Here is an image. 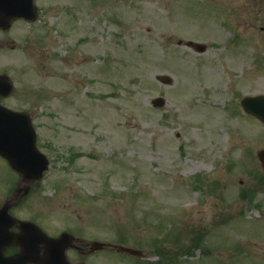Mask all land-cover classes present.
I'll list each match as a JSON object with an SVG mask.
<instances>
[{"label": "rangeland", "instance_id": "1", "mask_svg": "<svg viewBox=\"0 0 264 264\" xmlns=\"http://www.w3.org/2000/svg\"><path fill=\"white\" fill-rule=\"evenodd\" d=\"M37 3L39 19L0 31V72L16 88L4 102L56 143L46 226L122 238L144 261L264 264V125L240 103L264 93V0Z\"/></svg>", "mask_w": 264, "mask_h": 264}, {"label": "flooded vegetation", "instance_id": "2", "mask_svg": "<svg viewBox=\"0 0 264 264\" xmlns=\"http://www.w3.org/2000/svg\"><path fill=\"white\" fill-rule=\"evenodd\" d=\"M34 2L31 13L39 17L41 10L37 1ZM18 23L31 22L23 17H13L0 23V31L8 33ZM3 41L0 42V49H5L10 39ZM8 98L11 96H0V102L5 103ZM42 126L35 124L37 131ZM38 134V146L52 155L56 151L54 143L45 144L40 132ZM31 176L15 171L0 155V264H106L107 259H111L110 264L120 262L122 252L118 251L115 243L121 242L122 238H88L72 228L64 230L70 231L73 238H58L64 230L61 231L55 224L46 226V218L55 223L50 214L56 212L57 204L49 203L51 208L46 210L41 185L43 180ZM44 233L50 238H45ZM96 241L106 244L97 245Z\"/></svg>", "mask_w": 264, "mask_h": 264}, {"label": "water", "instance_id": "3", "mask_svg": "<svg viewBox=\"0 0 264 264\" xmlns=\"http://www.w3.org/2000/svg\"><path fill=\"white\" fill-rule=\"evenodd\" d=\"M2 4L0 0V5ZM0 10H3L0 7ZM5 12V11H3ZM181 42V41H180ZM187 45L194 47L196 50L203 51L206 49V45L199 42L194 41H187ZM160 81L164 83H172L173 79L168 75H159L157 77ZM14 89L13 84L11 83L10 79L7 75H0V93L4 95L10 94ZM155 104L161 106L164 104V98L159 97L154 100ZM242 104L245 109L259 117L264 122V95H257V96H248L242 100ZM25 124L23 126L17 127L16 124ZM23 131V132H31L33 134L34 129L31 125V121L26 115L21 113H15L0 104V133H3L0 136V153L7 157L11 164L18 170L22 172H26L21 160H19L18 155L14 152L8 150V148H13L18 146L19 144L34 145L28 140V138L17 137L12 133ZM32 135H29V139H31ZM31 149L36 150V148L32 147ZM259 158L262 161V165L264 167V150L259 152ZM47 165L45 166V168ZM128 249V248H127ZM131 251H135L129 249ZM136 253V252H134Z\"/></svg>", "mask_w": 264, "mask_h": 264}, {"label": "bare ground", "instance_id": "4", "mask_svg": "<svg viewBox=\"0 0 264 264\" xmlns=\"http://www.w3.org/2000/svg\"><path fill=\"white\" fill-rule=\"evenodd\" d=\"M87 66H88V65H87ZM60 75H62V74H60ZM219 78H220V77H217V80H219Z\"/></svg>", "mask_w": 264, "mask_h": 264}]
</instances>
